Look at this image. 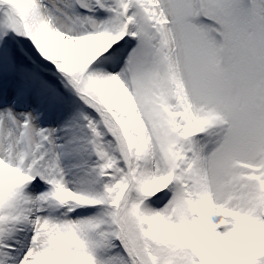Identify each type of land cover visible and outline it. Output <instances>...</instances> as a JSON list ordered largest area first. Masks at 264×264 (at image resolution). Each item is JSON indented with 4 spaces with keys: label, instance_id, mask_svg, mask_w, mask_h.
<instances>
[{
    "label": "snow or ice",
    "instance_id": "1",
    "mask_svg": "<svg viewBox=\"0 0 264 264\" xmlns=\"http://www.w3.org/2000/svg\"><path fill=\"white\" fill-rule=\"evenodd\" d=\"M0 264H264V0H0Z\"/></svg>",
    "mask_w": 264,
    "mask_h": 264
}]
</instances>
